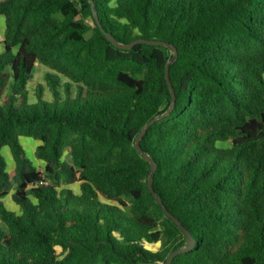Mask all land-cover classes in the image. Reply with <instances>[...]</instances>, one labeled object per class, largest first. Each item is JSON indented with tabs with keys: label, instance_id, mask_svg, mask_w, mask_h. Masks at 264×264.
<instances>
[{
	"label": "trees",
	"instance_id": "obj_1",
	"mask_svg": "<svg viewBox=\"0 0 264 264\" xmlns=\"http://www.w3.org/2000/svg\"><path fill=\"white\" fill-rule=\"evenodd\" d=\"M0 15V264H165L185 245L135 147L171 105L173 54L102 29L179 52L175 107L141 140L196 240L172 264H264V0H3ZM39 65L53 99L39 84L30 103Z\"/></svg>",
	"mask_w": 264,
	"mask_h": 264
},
{
	"label": "water",
	"instance_id": "obj_2",
	"mask_svg": "<svg viewBox=\"0 0 264 264\" xmlns=\"http://www.w3.org/2000/svg\"><path fill=\"white\" fill-rule=\"evenodd\" d=\"M93 8H94V14H95V18L98 21V14L95 10V6L93 4ZM102 31L106 34V37L108 38V40H110L116 47L121 48V49H131L134 45L136 44H140V43H145V44H151V45H163L167 48H169L171 50V53L173 54V59H171L170 61H168L167 63V67H166V78L171 90V94H172V102L170 107L168 108V110L166 112H164L162 115L160 116H156L154 119H152L150 122H148L145 127L141 130V132L139 133V135L137 136L136 140H135V147L136 149L146 158V160L151 164V169L149 172V176H148V187L150 192L153 194V196L156 198V200L158 201V203L161 205V207L163 208V210L165 211L166 215L168 217H170L175 223L176 225L183 231L185 237H186V242L184 247H181L177 250H175L174 252H172L166 263L165 264H172L173 260L176 256H178L179 254L182 253H186L191 251L192 249H194L195 244H196V240L194 239V237L192 236V234L190 233V231L182 224V222L176 217L174 216L169 210L168 208L165 206L163 200L161 197L158 196V194L156 193L154 186H153V181H154V177L153 174L157 171V163L156 161L149 155L147 154L145 151L142 150L141 147V140L143 138V136L147 133L148 129L157 121H159L160 119L168 116L171 114L172 110L175 107V102H176V91L174 89L173 83L171 81L170 78V69H169V65L170 63H173L177 60L178 56H179V52L177 47L169 42L166 41H162V40H149V39H145V38H139L129 44H121L111 33L106 32L104 29H102Z\"/></svg>",
	"mask_w": 264,
	"mask_h": 264
},
{
	"label": "rangeland",
	"instance_id": "obj_3",
	"mask_svg": "<svg viewBox=\"0 0 264 264\" xmlns=\"http://www.w3.org/2000/svg\"><path fill=\"white\" fill-rule=\"evenodd\" d=\"M3 0H0V2ZM4 34H5V17L0 15V42H3L4 40ZM4 49V45H0V52H2ZM47 72H51V70L44 66V65H39L37 67V72L35 74V77L29 82L27 88L29 90V96H30V103H35L37 102V87L39 84H42L45 88L44 92V100L46 101H52V93L48 89L45 81V75ZM21 143L24 145L26 149L27 156L37 165H41V161L37 160L35 156V148H36V140L28 137H21L20 138ZM220 146H229V143H219ZM2 154L5 157L7 163H8V171L11 174V176H14L15 174V162L13 160L11 151L8 147H4L2 150ZM65 159L68 161H71L70 155L66 152ZM41 170V169H40ZM73 190L79 194L80 193V184L75 183L71 185ZM6 206L8 209H12L14 206L10 201L6 202ZM19 207V206H18ZM13 211L16 212V210L13 209ZM159 246H156L154 250L158 249Z\"/></svg>",
	"mask_w": 264,
	"mask_h": 264
},
{
	"label": "crops",
	"instance_id": "obj_4",
	"mask_svg": "<svg viewBox=\"0 0 264 264\" xmlns=\"http://www.w3.org/2000/svg\"><path fill=\"white\" fill-rule=\"evenodd\" d=\"M37 165V164H36ZM38 167L40 168V169H43V167H44V163L43 162H41V165H38ZM13 192L14 191H12L6 198H4L3 199V201L5 202V204H7L6 202L7 201H10L11 203H12V205L14 206L11 210H16L17 212H19L20 211V207H18V205H16L15 203H14V201H13V199H12V194H13Z\"/></svg>",
	"mask_w": 264,
	"mask_h": 264
}]
</instances>
